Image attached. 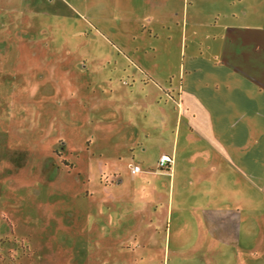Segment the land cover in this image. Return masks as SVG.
Instances as JSON below:
<instances>
[{
    "label": "rangeland",
    "instance_id": "rangeland-1",
    "mask_svg": "<svg viewBox=\"0 0 264 264\" xmlns=\"http://www.w3.org/2000/svg\"><path fill=\"white\" fill-rule=\"evenodd\" d=\"M217 10L0 0V264H203L151 242L149 197L131 212L103 205L134 188V163L156 159L150 131L171 106L155 82H175L183 54L210 43Z\"/></svg>",
    "mask_w": 264,
    "mask_h": 264
},
{
    "label": "crops",
    "instance_id": "crops-1",
    "mask_svg": "<svg viewBox=\"0 0 264 264\" xmlns=\"http://www.w3.org/2000/svg\"><path fill=\"white\" fill-rule=\"evenodd\" d=\"M214 2L210 43L183 54L175 82H155L171 106L150 131L156 159L134 163V188L103 209L131 212L132 199L149 197L150 239L167 256L264 264V0Z\"/></svg>",
    "mask_w": 264,
    "mask_h": 264
},
{
    "label": "built area",
    "instance_id": "built-area-1",
    "mask_svg": "<svg viewBox=\"0 0 264 264\" xmlns=\"http://www.w3.org/2000/svg\"><path fill=\"white\" fill-rule=\"evenodd\" d=\"M169 161H170L169 157L165 154H162V155H160V157L158 159V166L160 168H164L168 165ZM138 170H139V167L137 165H134L131 168L132 173L137 172Z\"/></svg>",
    "mask_w": 264,
    "mask_h": 264
}]
</instances>
